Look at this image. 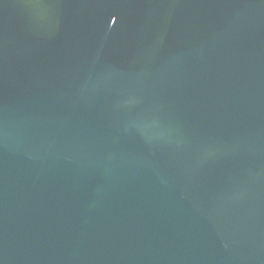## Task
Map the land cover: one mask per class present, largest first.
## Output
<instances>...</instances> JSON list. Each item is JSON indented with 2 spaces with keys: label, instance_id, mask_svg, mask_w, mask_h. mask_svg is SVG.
<instances>
[{
  "label": "water",
  "instance_id": "95a60500",
  "mask_svg": "<svg viewBox=\"0 0 264 264\" xmlns=\"http://www.w3.org/2000/svg\"><path fill=\"white\" fill-rule=\"evenodd\" d=\"M0 264H264V0H0Z\"/></svg>",
  "mask_w": 264,
  "mask_h": 264
}]
</instances>
